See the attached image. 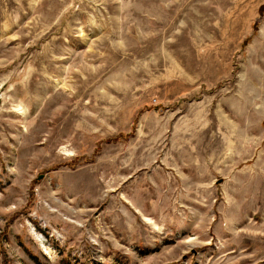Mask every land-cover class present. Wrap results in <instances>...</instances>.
Instances as JSON below:
<instances>
[{
	"label": "rangeland",
	"instance_id": "374dc122",
	"mask_svg": "<svg viewBox=\"0 0 264 264\" xmlns=\"http://www.w3.org/2000/svg\"><path fill=\"white\" fill-rule=\"evenodd\" d=\"M0 264H264V0H0Z\"/></svg>",
	"mask_w": 264,
	"mask_h": 264
}]
</instances>
